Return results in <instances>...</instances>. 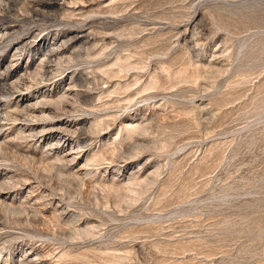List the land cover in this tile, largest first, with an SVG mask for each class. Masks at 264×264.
<instances>
[{"label": "rangeland", "instance_id": "obj_1", "mask_svg": "<svg viewBox=\"0 0 264 264\" xmlns=\"http://www.w3.org/2000/svg\"><path fill=\"white\" fill-rule=\"evenodd\" d=\"M0 16V264H264V0Z\"/></svg>", "mask_w": 264, "mask_h": 264}, {"label": "bare ground", "instance_id": "obj_2", "mask_svg": "<svg viewBox=\"0 0 264 264\" xmlns=\"http://www.w3.org/2000/svg\"><path fill=\"white\" fill-rule=\"evenodd\" d=\"M0 17H1V16H0ZM2 18H3V17H2ZM0 20H1V18H0ZM2 21H3V20H2ZM5 22H6V21H5ZM3 23H4V22H3ZM4 24H5V23H4ZM39 30H40V29H39ZM31 33H32V32H30V30H29V32L26 33L25 38H24L23 40L21 39V40H22L21 42H24V41H25V42H26L25 44L28 45V44L30 43V41H31V40L29 41V37H30V34H31ZM38 34H39V33H38ZM3 36H4V35H3ZM3 36H2V37H3ZM21 37H22V36H21ZM32 38H33V36H32ZM32 38H31V39H32ZM5 40H6V39H5ZM9 41H10V40H9ZM27 41H28V42H27ZM5 42H6V41H5ZM18 42H19V41H18ZM9 43H11V41H10ZM31 43H32V42H31ZM31 43H30V45H31ZM4 45H5V44H4ZM2 46H3V45H2ZM2 46H0V47H2ZM5 46H6V45H5ZM7 46H8V45H7ZM22 47H24V46H22ZM22 47H21V48H22ZM28 47H29V46H28ZM3 48H4V47H3ZM5 48H6V47H5ZM19 48H20V47H19ZM19 48H18V49H19ZM21 48H20V49H21ZM25 48H26V47H25ZM1 49H2V48H1ZM20 49H19V50H20ZM22 49H23V48H22ZM54 49H55V48H54ZM23 50H24V49H23ZM51 55H52V53H51ZM45 66H46V65H45ZM45 69H46V68H45ZM26 86H27V85H26ZM4 88H5V87H4ZM6 90H7V89H6ZM9 90H10V89H9ZM9 90H7V91H9ZM0 91H1V92H4V91H2V90H0ZM10 92H11V91H10ZM0 95H1V94H0ZM2 96H3V95H1V97H2ZM9 96H10V95H9ZM2 98H3V97H2ZM46 105H47V104H46ZM3 106H4V105H3ZM62 106H63V105H62ZM34 107H35V106H34ZM3 108H5V107H3ZM17 110H18V108H17ZM25 110H26V109H25ZM2 111H3V110H2ZM2 111H0V113H1ZM6 111H7V109H6ZM6 111H5V112H6ZM3 112H4V111H3ZM5 112H4V113H5ZM22 112H23V109H22ZM36 112H37L36 108L31 107L30 109H28V110H27L26 112H24V113H25L26 116H29V115L31 116L32 114H34V113H36ZM17 114H18V113H17ZM6 115H7L8 117H10V118L13 117L11 114H8V113H7ZM13 115H16V114L13 113ZM13 119H14V118H13ZM35 119H36V118H35ZM15 120L18 121V119H16V118H15ZM30 123H31V122H30ZM0 127H1V126H0ZM1 129H2V128H1ZM23 133H24V132H23ZM62 139H65V138L63 137ZM65 140L67 141V138H66ZM60 142H61V141H60ZM58 143H59V142H58ZM70 143H72V145H73V143H75V142L72 141V142H70ZM77 144H78V143H77ZM6 183H7V182H6ZM25 183H26V182H25ZM16 184H17V183H16ZM5 185H6V184H5ZM12 188H13V187H12ZM4 202H5V201H4ZM3 205H4V203H3ZM12 206H13V205H12ZM1 207H2V205H1ZM5 209H6V208H5ZM7 211H9V210H7ZM15 212H16V211H15ZM60 221H61V220H60Z\"/></svg>", "mask_w": 264, "mask_h": 264}]
</instances>
